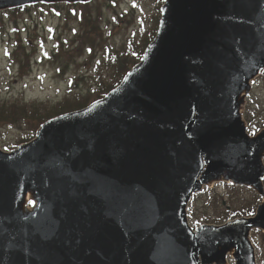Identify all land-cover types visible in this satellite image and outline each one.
Instances as JSON below:
<instances>
[{"label":"water","instance_id":"obj_1","mask_svg":"<svg viewBox=\"0 0 264 264\" xmlns=\"http://www.w3.org/2000/svg\"><path fill=\"white\" fill-rule=\"evenodd\" d=\"M0 0V11L35 3ZM155 34L105 95L0 146V264H255L264 239V0H162ZM261 70V71H260ZM254 191L249 216L191 227V195Z\"/></svg>","mask_w":264,"mask_h":264},{"label":"rangeland","instance_id":"obj_2","mask_svg":"<svg viewBox=\"0 0 264 264\" xmlns=\"http://www.w3.org/2000/svg\"><path fill=\"white\" fill-rule=\"evenodd\" d=\"M161 3L91 0L85 4L36 3L0 11L1 148L9 150L32 139L46 119L78 109L63 110L67 103L85 106L94 100L97 87L113 80V54H126L127 63L131 62L128 68L134 64L155 33ZM14 106L17 109L12 114ZM243 118L251 134L264 127V74L253 81ZM259 201L244 186L214 183L191 196L188 222L191 227L220 224L247 215V207L253 206L254 211ZM250 238L256 264H264L261 231L252 230ZM228 264H233L230 258Z\"/></svg>","mask_w":264,"mask_h":264},{"label":"trees","instance_id":"obj_3","mask_svg":"<svg viewBox=\"0 0 264 264\" xmlns=\"http://www.w3.org/2000/svg\"><path fill=\"white\" fill-rule=\"evenodd\" d=\"M19 9H21V8L20 7L19 8H14V9H12V11H16V10H19ZM126 56H127L126 54H121L120 55V52H117L116 54H113V57H114L115 60L113 61V59H112V61H113V63H115L114 64V66H115V75H113L114 77H112L113 80H112L111 83L106 85L105 83L102 82L97 87L98 93H97V96L95 97V99L103 96L108 90H110L111 88H113L115 85H117L119 83V81L121 80L124 72L128 69V65L131 63V62L127 63L128 61H126V60H127L128 57H126ZM82 106H84L83 103H82V105H81V103H77V104H71V103L69 104V103H67V105H64V107H66V108H64L63 110L80 108ZM2 109H3V107H0V115L3 112ZM15 109H17L16 106L11 108L10 111H11L12 114H15V112H16ZM19 109H22V107H20ZM252 212H253V206H251L250 208L249 207L245 208V211H244L245 214H251Z\"/></svg>","mask_w":264,"mask_h":264}]
</instances>
